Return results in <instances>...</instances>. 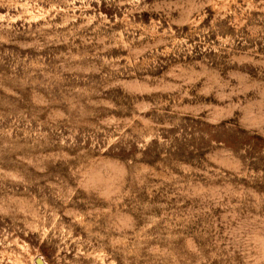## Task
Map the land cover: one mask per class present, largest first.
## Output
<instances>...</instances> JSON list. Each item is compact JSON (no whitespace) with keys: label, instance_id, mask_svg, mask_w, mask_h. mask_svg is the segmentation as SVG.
Returning <instances> with one entry per match:
<instances>
[{"label":"rangeland","instance_id":"obj_1","mask_svg":"<svg viewBox=\"0 0 264 264\" xmlns=\"http://www.w3.org/2000/svg\"><path fill=\"white\" fill-rule=\"evenodd\" d=\"M0 264H264V0H0Z\"/></svg>","mask_w":264,"mask_h":264}]
</instances>
